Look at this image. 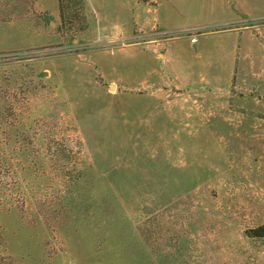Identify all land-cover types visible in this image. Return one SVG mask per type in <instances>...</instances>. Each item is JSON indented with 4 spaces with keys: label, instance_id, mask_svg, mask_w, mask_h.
Listing matches in <instances>:
<instances>
[{
    "label": "rangeland",
    "instance_id": "1",
    "mask_svg": "<svg viewBox=\"0 0 264 264\" xmlns=\"http://www.w3.org/2000/svg\"><path fill=\"white\" fill-rule=\"evenodd\" d=\"M159 3L0 0V264H264V5Z\"/></svg>",
    "mask_w": 264,
    "mask_h": 264
},
{
    "label": "crops",
    "instance_id": "2",
    "mask_svg": "<svg viewBox=\"0 0 264 264\" xmlns=\"http://www.w3.org/2000/svg\"><path fill=\"white\" fill-rule=\"evenodd\" d=\"M161 1L162 0H160V3H161ZM235 1L236 2L238 1L240 3V1H242V0H235ZM244 1H247V0H244ZM252 1H254L256 3H261L264 5V0H252ZM237 7H238V11H239V12H237V14L240 15L241 17L244 15V16H248L249 18H251V15L255 14V13L247 12V11L243 10V8L241 6H237ZM259 13L264 14L263 12H259ZM256 14H258V13H256ZM128 17L131 18V16H128ZM131 19H133V18H131ZM162 27L164 28V26H162ZM180 30L184 31V24L180 27ZM161 56H162V59H160V60H162V62L168 61L170 58L165 52H161Z\"/></svg>",
    "mask_w": 264,
    "mask_h": 264
},
{
    "label": "trees",
    "instance_id": "3",
    "mask_svg": "<svg viewBox=\"0 0 264 264\" xmlns=\"http://www.w3.org/2000/svg\"><path fill=\"white\" fill-rule=\"evenodd\" d=\"M60 11H61V13L63 14V10H64V8H63V6L61 5V3H60Z\"/></svg>",
    "mask_w": 264,
    "mask_h": 264
},
{
    "label": "built area",
    "instance_id": "4",
    "mask_svg": "<svg viewBox=\"0 0 264 264\" xmlns=\"http://www.w3.org/2000/svg\"><path fill=\"white\" fill-rule=\"evenodd\" d=\"M192 41H196V38H195V37H193Z\"/></svg>",
    "mask_w": 264,
    "mask_h": 264
}]
</instances>
